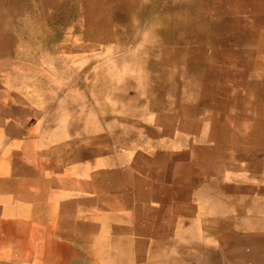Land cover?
<instances>
[{
  "label": "rangeland",
  "instance_id": "1",
  "mask_svg": "<svg viewBox=\"0 0 264 264\" xmlns=\"http://www.w3.org/2000/svg\"><path fill=\"white\" fill-rule=\"evenodd\" d=\"M0 7L23 60L68 51L69 37L81 50L91 43L96 98L105 84L109 95L97 118L114 134L124 127V152L140 158L141 185L160 167L174 177L186 167L194 177L227 175L247 158L264 186V0H0ZM216 127L226 146L204 156L198 146L218 139ZM207 184L236 194L233 206H264L263 188ZM245 215L252 227L220 243L212 229H177L170 240L168 228L164 245L162 229L161 242L141 246L140 264H264V215Z\"/></svg>",
  "mask_w": 264,
  "mask_h": 264
},
{
  "label": "crops",
  "instance_id": "2",
  "mask_svg": "<svg viewBox=\"0 0 264 264\" xmlns=\"http://www.w3.org/2000/svg\"><path fill=\"white\" fill-rule=\"evenodd\" d=\"M5 10L0 7V264H140L141 246L161 242L162 229L164 245L168 228L170 240L177 229H212L220 243L226 233L252 227L245 213L262 218L264 206H233L236 194L207 184L264 189L247 158L227 175L194 177L186 167L174 177L160 167V176L148 174L141 185L140 158L124 152V127L114 134L97 118L109 95L105 84L96 98L91 43L81 50L69 37L68 51L58 46L36 62L23 60L14 53L22 49L14 50ZM99 77L107 82L108 75ZM216 128L218 139L198 146L204 156L226 146L223 128Z\"/></svg>",
  "mask_w": 264,
  "mask_h": 264
},
{
  "label": "bare ground",
  "instance_id": "3",
  "mask_svg": "<svg viewBox=\"0 0 264 264\" xmlns=\"http://www.w3.org/2000/svg\"><path fill=\"white\" fill-rule=\"evenodd\" d=\"M252 71V70H251ZM259 113V112H258ZM258 115H260V114H258ZM259 119V118H258ZM258 121V120H257ZM258 124V123H257ZM8 135H10V134H8ZM41 149V148H40ZM47 156V155H46ZM39 157V156H38ZM42 157V156H41ZM44 157V156H43ZM48 157V156H47ZM99 157V156H98ZM37 158V157H36ZM38 160H40V159H38ZM44 160V159H43ZM42 160V161H43ZM37 161V160H36ZM42 163V162H41ZM46 163V162H45ZM51 163V162H50ZM43 164V163H42ZM49 164V163H48ZM44 165V164H43ZM48 166V165H47ZM46 170V169H45ZM18 172H19V170H18ZM15 175V174H14ZM17 176V175H16ZM49 176V175H48ZM47 176V177H48ZM51 176V175H50ZM199 189V188H198ZM77 191V190H76ZM49 193V192H48ZM80 197V196H79ZM82 197V196H81ZM25 203V202H24ZM63 203V202H62ZM7 204V203H6ZM28 204V203H27ZM46 205V204H45ZM54 205V204H53ZM7 206V205H6ZM52 206V205H51ZM8 208V207H7ZM6 209V208H5ZM55 211V210H54ZM49 212V211H48ZM54 213V212H53ZM64 214V213H63ZM68 216V215H67ZM103 217V216H102ZM63 218V217H62ZM59 220V219H58ZM59 222H60V220H59ZM62 223V222H61ZM60 223V224H61ZM54 225V224H53ZM61 226V225H60Z\"/></svg>",
  "mask_w": 264,
  "mask_h": 264
}]
</instances>
